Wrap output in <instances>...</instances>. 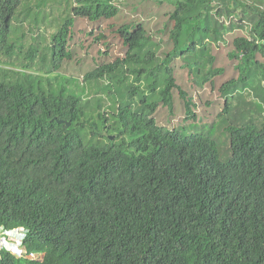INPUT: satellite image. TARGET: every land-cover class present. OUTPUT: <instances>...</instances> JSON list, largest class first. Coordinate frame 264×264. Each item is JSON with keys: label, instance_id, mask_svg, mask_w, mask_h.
<instances>
[{"label": "trees", "instance_id": "16d2710c", "mask_svg": "<svg viewBox=\"0 0 264 264\" xmlns=\"http://www.w3.org/2000/svg\"><path fill=\"white\" fill-rule=\"evenodd\" d=\"M28 1L0 0V225L25 228L27 252L42 257L3 249L0 264H264V120L228 126L223 161L213 138L182 135L153 117L160 105L172 107L176 92L192 114L197 104L186 89L198 84L226 96L255 73L264 80V10L242 8L239 0H36L25 9ZM46 3L60 10L71 3L70 16L61 24L43 18ZM162 5L170 9L160 14ZM152 20L161 23L155 31L146 25ZM40 25L51 36L56 69L77 63L79 47L120 40L123 56L102 60L82 79L107 80V93L117 84L124 94L121 83L135 74L127 96L138 95L137 106L124 98L105 105L82 88L55 90L32 73L19 81L20 71L1 67L14 66L6 59L20 50L18 29L27 46L22 69L43 67L35 62V44L45 38ZM158 34L167 48H159ZM151 43L157 50H144ZM222 45L231 76L215 85L223 68L210 67L186 89L177 81L170 62L180 57L191 76L185 54ZM158 49L162 58L152 65ZM212 54L210 65L221 56ZM129 63L139 65L124 70Z\"/></svg>", "mask_w": 264, "mask_h": 264}, {"label": "rangeland", "instance_id": "374dc122", "mask_svg": "<svg viewBox=\"0 0 264 264\" xmlns=\"http://www.w3.org/2000/svg\"><path fill=\"white\" fill-rule=\"evenodd\" d=\"M30 1V2H29ZM27 3H25V9H27V6H31V3H35L36 0H29ZM240 4L245 9L250 8L251 11L255 9V7L263 9L264 10V0H239ZM166 5H169V1H164ZM68 5V7H67ZM59 6V5H58ZM64 9L60 10L59 8H54V6H48V3L42 6L41 10L38 12L40 15L43 16L47 15L51 18H53V23L57 22L58 24H61L62 21L70 16V9H71V3H64ZM52 10V14H50L49 10ZM170 8L165 5H162L160 9V14H163L164 12L168 11ZM172 9V8H171ZM33 14V13H32ZM247 14L252 17V13L250 11H247ZM254 20L256 17L253 15ZM154 20V19H153ZM146 22V25H148L150 30L155 31L158 26H161V23L157 20L155 21ZM227 22V20H225ZM156 23H159L158 25ZM102 26L104 27L106 33L108 34L107 30V22H102ZM252 22H250L251 26ZM32 25V23H31ZM33 27V25H32ZM155 27V28H154ZM250 29V27H249ZM39 31L43 32L42 36L45 37L44 39H41V43L35 44L38 46V53H37V60L42 63L43 67L39 68L38 70H25L22 69V65L25 63L23 60V57L25 56V53L27 51V46H23L24 41H22L19 37V29L15 31L13 39L16 41H19L21 46L19 47L20 50L15 53L14 56L10 57L9 60L6 59V61H12L14 66L8 65L7 62L1 63V67L3 68H12L14 70L20 71V74H16L17 76H20L18 79L19 81H24L25 74L32 73L34 76H37V78L34 79L35 82H40V80H43V83L45 86L47 85V81H51L52 86L54 89H61L67 88V89H74L78 93L80 92L81 88L83 89L85 95H95V96H103V102L105 105H110L115 102V104H118V102L122 101L123 98L128 101L129 103H132L134 106H137L138 98L139 96L136 95L132 99L127 96V93L130 90V86L132 84V79L135 74L129 73V75L125 77V82L121 83V91L124 90V94H120V91H118L117 84L112 86L111 91L112 94L107 93L106 90V84H110V82H107V80H94L92 85L91 83L84 82L82 79V76L85 72L89 71L91 67L100 64L102 60H110L113 61L117 57L123 56L125 52V48L121 44L120 40H113L109 38V48H107L105 45H101L102 47H99L100 43L96 45L97 47L93 46L88 49H85L84 47L77 48V59L79 60L77 63L74 61L71 64H64L60 65V68L54 67V59H53V51H52V44L46 40H50V37L44 30L43 26L40 25ZM234 33V32H233ZM156 34V33H155ZM158 38L162 39V43L160 44L159 48L168 47L169 44L166 46L164 41H167V37L165 34H158L154 37V40H158ZM83 37L82 40L83 41ZM152 44V43H151ZM80 46V45H78ZM22 47V48H21ZM100 48L101 52L108 50V55H103L98 53L97 49ZM149 48H154L157 50L158 45H151L148 48L144 50H148ZM171 48V46H170ZM185 48V46H181L180 49ZM164 49V48H163ZM143 50L142 54L146 53ZM160 49H158L157 57L155 56L154 62L152 65H156L157 61L160 63L161 55H160ZM218 53V55H221L223 57H217L215 56L214 62L212 65H210V60L207 58L211 55H213V52ZM227 52V46L222 45L217 50H211L210 46L207 50H197L195 53H186L183 61L184 64L189 65L188 67L191 68L192 73L191 76H189L187 71H182L183 69L180 68V63H182V60H180V57H177L172 62H170V67L173 69L174 76L178 77V80L183 79L182 82L183 87L186 89L188 85L191 84V78L193 76H196L198 71L199 75L196 76L197 81H202V73L207 72L210 67H218L223 68V72L220 75H216L215 79V85L219 84L222 79H226V77L231 76L233 74L231 69L226 68V63L229 62L228 57L226 56ZM141 53V51L139 52ZM201 54L204 55V58L201 57ZM158 56L160 58H158ZM199 56V57H198ZM156 59V60H155ZM158 59V60H157ZM227 59V60H226ZM75 60V59H74ZM139 64L132 63L127 65V67L124 68H135ZM178 68V71H177ZM166 73V68H159L155 70L154 76H157V79H161L163 77V74ZM64 77L70 78L74 81H77L74 83L72 87H68L65 84ZM176 81V82H177ZM187 82V84L185 83ZM94 84V85H93ZM143 84L145 85V81H142L141 87H143ZM117 90V91H116ZM187 94L190 98L193 99V102L197 104V106H193V113L191 114L188 110L185 111V109H182L181 102L178 99L177 92L173 93V105L170 109L163 108L161 105L157 108L155 111L153 117L156 120L157 124L159 126H162L164 128L168 129H175L180 134L185 135H191V134H201L206 135L211 138H213L219 147V155L220 159L225 161L230 156L229 151V135L227 132V127L231 124L233 125H245V124H258L262 120H264V80L261 79L255 73L254 77L244 81L243 83L238 82L235 87L229 90V92L226 94V96H221L218 90H211L210 87L207 84L201 85L198 84L196 88L194 89H186ZM117 92V95H116ZM117 107V105H116ZM114 107V109H116ZM131 137L127 136L126 140H129ZM88 142V141H87ZM41 254H34L35 259L41 258Z\"/></svg>", "mask_w": 264, "mask_h": 264}, {"label": "clouds", "instance_id": "9594fccd", "mask_svg": "<svg viewBox=\"0 0 264 264\" xmlns=\"http://www.w3.org/2000/svg\"><path fill=\"white\" fill-rule=\"evenodd\" d=\"M0 227H3L7 231H13L14 237L11 240V242L6 247H1L0 250H6L11 252L16 257H28V258H34V254H40V253H34V252H27L25 246H24V238L26 235L27 230L23 227H12V228H6L2 225ZM11 235L12 233H8ZM42 256V254H41Z\"/></svg>", "mask_w": 264, "mask_h": 264}, {"label": "built area", "instance_id": "2783aa9c", "mask_svg": "<svg viewBox=\"0 0 264 264\" xmlns=\"http://www.w3.org/2000/svg\"><path fill=\"white\" fill-rule=\"evenodd\" d=\"M8 233H12L9 235ZM14 237L13 231H7L3 227H0V248L6 247Z\"/></svg>", "mask_w": 264, "mask_h": 264}, {"label": "water", "instance_id": "95a60500", "mask_svg": "<svg viewBox=\"0 0 264 264\" xmlns=\"http://www.w3.org/2000/svg\"><path fill=\"white\" fill-rule=\"evenodd\" d=\"M55 119H56V118H55ZM57 122H58V123H63L64 121H63V120H57ZM66 124L69 125L70 122H66ZM111 138H113V137H111Z\"/></svg>", "mask_w": 264, "mask_h": 264}]
</instances>
